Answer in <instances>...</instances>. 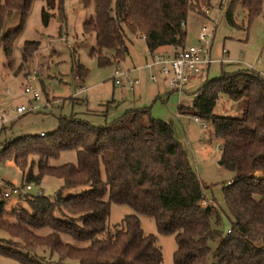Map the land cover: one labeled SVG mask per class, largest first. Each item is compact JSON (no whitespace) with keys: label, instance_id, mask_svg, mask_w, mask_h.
Instances as JSON below:
<instances>
[{"label":"trees","instance_id":"16d2710c","mask_svg":"<svg viewBox=\"0 0 264 264\" xmlns=\"http://www.w3.org/2000/svg\"><path fill=\"white\" fill-rule=\"evenodd\" d=\"M90 1L92 15L81 23V33L93 35L89 53L104 67L128 54L129 35L142 38L149 49L166 47L176 53L185 45L187 14H198L200 1L207 0H80L83 6ZM261 1L227 0L225 21L239 27L233 12L240 6L247 28L260 13ZM30 4L0 0V46L7 60ZM53 10L62 16L60 0H44L42 25ZM16 11L18 24L1 33L4 20ZM37 47L38 41L24 40L21 60ZM75 68L78 78L87 74L82 65ZM193 93L190 105L176 110L209 124L207 140L219 146L217 163L231 174L222 187L227 210L205 197V186L173 137L171 124L153 117L147 107L127 108L98 126L73 113L58 114L50 132L0 141V163L18 168L19 186L37 185L45 175L62 180L50 197L23 195L25 207L7 209L5 199L0 200V230L8 236L0 239V256L18 264H162L154 236L142 233L136 215H124L108 228L109 204L115 203L152 217L158 233L173 234V264H264V76L251 67L221 72ZM223 96L226 102L241 103L238 116L213 113ZM70 150L74 162L49 164ZM84 184L89 187L80 193L61 195L64 188ZM222 215L234 217L228 232L216 227Z\"/></svg>","mask_w":264,"mask_h":264},{"label":"rangeland","instance_id":"374dc122","mask_svg":"<svg viewBox=\"0 0 264 264\" xmlns=\"http://www.w3.org/2000/svg\"><path fill=\"white\" fill-rule=\"evenodd\" d=\"M206 2L200 1L198 14H187L184 24L185 42L195 43L200 22L204 24L210 22L214 25L210 39V55L217 58L224 57L228 61L210 64L206 76L203 73L194 76L186 85L190 92H197L204 80L217 77L221 72L254 67L255 71L264 75V57L261 55L264 51V0L261 1L260 13L252 19L247 28L243 27L245 12L242 7L234 9L233 17L239 27H233L225 21L224 7L218 8L219 0H211L210 8L209 0ZM43 5L44 0H31L29 11L13 42L9 60L4 57L0 46V113L4 114V121H0V127L3 128L0 141L25 133L50 132L56 126L58 114L67 116L73 113L98 126L112 121L126 108L144 106L153 117L171 124L173 137L181 144L189 163L206 188L203 190L205 197L220 203L221 187L231 174L217 163V144L207 140L210 126L206 123L205 127H202L194 121V117L178 114L176 110L178 105L189 106L193 98L192 94H178L172 91L169 94L166 93L167 91L157 94L155 86L148 82L134 86L133 93L127 88L114 85L111 78L114 68L118 66L126 69L132 65H140L142 52L145 49L143 40L135 35H129L126 41L128 54L124 59L114 65L98 67L95 58L89 53L94 45L93 35L81 33V23L92 15L91 1L83 6L80 0H60L62 16L59 17L56 10L51 11L53 16L46 25H42L40 20V9ZM205 10L207 12H204ZM18 19L19 12H13L4 20L1 33L14 28L18 24ZM24 40H36L38 47L27 60L22 61L20 52ZM162 49L170 51V48ZM76 63L87 69L84 77L76 76ZM134 74L145 77L143 71ZM140 81L141 77H139ZM27 84L34 85L38 89L41 106L18 115L14 112V107L19 104L28 105L29 102V95L22 92V88ZM136 87L139 89H135ZM224 100L223 96L216 102L213 113L238 116L241 103ZM74 160V151H63L56 158L50 159L49 164L58 165ZM0 179L5 180L3 183L7 185L21 184L20 172L12 162L0 163ZM27 184L31 186L29 194L40 192L39 194L50 197L62 185V180L45 175L37 185ZM88 187V184H84L64 188L61 190V195H74ZM23 195L25 194L20 193L5 199V208L25 207L22 201ZM129 214L137 216L143 234L154 236L155 245L160 249L162 264H173L172 251L175 247L173 234L158 233L149 215L135 213L127 205L110 203L107 216L108 228L118 225L122 217ZM231 220H234L233 216L228 215L225 218L222 215L220 224L216 227L224 231ZM7 237V234L0 230V239ZM216 240L209 243L211 249L215 247ZM0 264L18 263L11 258L0 256Z\"/></svg>","mask_w":264,"mask_h":264},{"label":"built area","instance_id":"2783aa9c","mask_svg":"<svg viewBox=\"0 0 264 264\" xmlns=\"http://www.w3.org/2000/svg\"><path fill=\"white\" fill-rule=\"evenodd\" d=\"M204 12L207 11L205 10ZM213 26L210 22L207 24L202 23L196 34L195 43L185 44L176 53L164 50L161 47L155 49L145 47L142 52L140 65H132L126 69L117 66L113 69V75L111 76L113 84L131 89L139 82V76L134 74V72L143 71L148 82L162 85L166 89L178 94L184 93L186 85L194 76L202 73L211 63L217 61L221 63L225 60L223 57L214 59L210 55V39ZM33 86L27 84L22 88V92L29 95V102L28 105L20 104L15 106L14 112L16 114L21 115L41 106L39 102L40 93ZM0 121H4L3 113H0ZM194 121L198 122L202 127L206 125V122L199 121L196 118H194ZM42 134V132L39 133V135ZM218 147L216 145L217 149ZM30 189L31 186L27 183L22 186H13L0 181V200L6 199L11 195L29 193ZM215 203L220 209L227 210L223 200L220 203ZM225 231L228 232V229Z\"/></svg>","mask_w":264,"mask_h":264},{"label":"crops","instance_id":"0c3cea01","mask_svg":"<svg viewBox=\"0 0 264 264\" xmlns=\"http://www.w3.org/2000/svg\"><path fill=\"white\" fill-rule=\"evenodd\" d=\"M226 2H227V0H219V3H218V8H222V7H225V5H226ZM210 3H211V0H209V3H208V7L210 8L211 7V5H210ZM185 24V23H184ZM202 24V21L200 22V25ZM213 30H214V26H213ZM186 32V31H185ZM212 33H213V31H212ZM184 44H186V42H184ZM166 49H169V48H166ZM165 50V49H164ZM170 50V49H169ZM35 52V51H34ZM261 55L264 57V51H262V53H261ZM212 57V56H211ZM31 58V57H30ZM212 58H214V59H217V57H212ZM224 58V57H223ZM225 60L223 61L224 63L226 62V61H228V59H226V58H224ZM141 61H142V56H141ZM141 63V62H140ZM215 63V62H214ZM212 64V63H211ZM209 67V66H208ZM207 67V68H208ZM207 68L202 72L203 74H204V76H206V74H207ZM251 68H254V67H251ZM264 76V75H263ZM139 77H141V81L139 82V83H137L136 85L138 86V85H143L145 82H148V81H146L147 79H145L146 77H142V76H139ZM148 83H150V82H148ZM190 83V82H189ZM188 83V84H189ZM151 84H153V83H151ZM136 85H134V86H136ZM154 86H155V89L157 90V94H162L163 92H165V91H167L166 93L167 94H169L171 91H169L168 89H166L164 86V88L166 89V90H164V88L163 87H161L162 85H155V84H153ZM134 86L131 88V89H129V91H131L132 93H133V89H134ZM135 89H139L138 87H136ZM172 92H174V91H172ZM193 92V91H192ZM191 92H190V90H189V87H187L186 86V88H185V92L184 93H181V94H190ZM193 96V95H192ZM20 105V104H19ZM130 108V107H129ZM127 109V108H126ZM0 112H1V107H0ZM22 115V114H21ZM207 123V122H206ZM9 129V128H8ZM0 181H2L1 179H0ZM3 181H5V180H3ZM2 181V182H3ZM230 181V178L228 179V180H226L225 182H224V184H226V183H228ZM222 188V187H221ZM204 190H206V188L204 189ZM221 198H222V190H221Z\"/></svg>","mask_w":264,"mask_h":264}]
</instances>
